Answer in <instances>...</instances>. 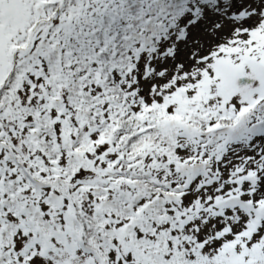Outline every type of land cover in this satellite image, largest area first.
Here are the masks:
<instances>
[{
  "label": "snow or ice",
  "instance_id": "6c2138e0",
  "mask_svg": "<svg viewBox=\"0 0 264 264\" xmlns=\"http://www.w3.org/2000/svg\"><path fill=\"white\" fill-rule=\"evenodd\" d=\"M0 264H264V0H0Z\"/></svg>",
  "mask_w": 264,
  "mask_h": 264
}]
</instances>
